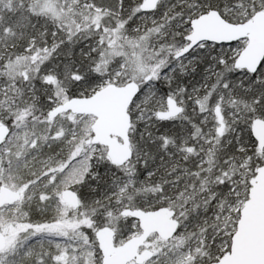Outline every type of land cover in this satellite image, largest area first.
<instances>
[{
    "label": "snow or ice",
    "instance_id": "6c2138e0",
    "mask_svg": "<svg viewBox=\"0 0 264 264\" xmlns=\"http://www.w3.org/2000/svg\"><path fill=\"white\" fill-rule=\"evenodd\" d=\"M0 264H264V0H0Z\"/></svg>",
    "mask_w": 264,
    "mask_h": 264
}]
</instances>
